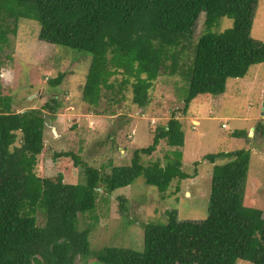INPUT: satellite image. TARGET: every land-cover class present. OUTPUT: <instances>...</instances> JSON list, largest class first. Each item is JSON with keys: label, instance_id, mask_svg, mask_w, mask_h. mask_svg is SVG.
Wrapping results in <instances>:
<instances>
[{"label": "trees", "instance_id": "trees-1", "mask_svg": "<svg viewBox=\"0 0 264 264\" xmlns=\"http://www.w3.org/2000/svg\"><path fill=\"white\" fill-rule=\"evenodd\" d=\"M259 3L0 0V264H76L78 257L91 256L103 264H173L176 235L203 240L199 264H235L238 259L264 264V210L245 204L247 149L205 155L213 163L217 158L227 159L213 167L206 218L182 220L178 210L171 209L166 222L144 225L142 250L122 246L92 250L91 227L80 228L78 219L88 212L97 221L94 213L101 187L113 191L143 176L147 184L165 192L175 179L191 176L183 169L182 150L165 163L143 162V156L152 155L162 140L170 146H184L181 119L173 113L166 124L156 127L149 146L135 149L129 163L113 166L109 174L76 152L55 151L54 158H72L85 180L72 183L62 173L56 179L44 177L38 165L45 148V109L55 119L61 102L53 97L42 108L16 110L3 93L1 78L6 62L2 52L10 46L11 35L18 33L21 19H36L41 24V42L92 54L80 87L83 101L93 110L98 111L103 100L120 102L129 92L135 105L148 107L164 72L180 82L181 90L188 84L186 109L198 95L222 96L229 79L242 78L252 65L264 63V41L252 36ZM225 16L233 19V25L215 31ZM198 24L205 32L196 38ZM165 58L168 68L163 65ZM65 77L61 71L50 82L60 85ZM257 128L264 131L261 122ZM232 135L248 138L249 132L240 129Z\"/></svg>", "mask_w": 264, "mask_h": 264}, {"label": "rangeland", "instance_id": "rangeland-1", "mask_svg": "<svg viewBox=\"0 0 264 264\" xmlns=\"http://www.w3.org/2000/svg\"><path fill=\"white\" fill-rule=\"evenodd\" d=\"M232 25L233 19L225 16L213 29L223 31ZM200 26L195 30L196 38L205 32ZM40 27L36 19L20 20L18 33L11 35L10 46L2 52L6 62L1 71L3 93L11 98L14 109L42 108L53 97L61 102L55 119L45 109L48 118L45 148L38 165L40 175L56 179L62 173L72 183L85 180L82 168L75 166L72 158H54L55 151L76 152L83 161L109 174L113 166L129 163L135 149L149 146L156 127L166 124L173 113L181 119L185 130L183 147L170 146L162 140L152 155L143 156V162L165 163L167 157L182 150L183 169L191 176L175 179L165 192L147 184L143 176L113 191L101 187L94 213L97 221L88 212L79 214L78 219L80 228L91 227L92 250L104 246L142 250L144 225L166 222L167 211L171 209H177L182 220L206 218L213 167L227 160L217 158L213 163L204 158L210 153L248 150L245 157L250 167L244 188L245 204L264 210V134L257 128L263 114L264 63L252 65L242 78L229 79L222 96L198 95L186 109L188 84L181 90L180 82L176 83L175 78L164 72L152 90L148 107L142 109L135 105L129 92L120 102L101 101L95 111L83 101L80 87L86 79L92 54L41 42ZM252 36L264 41V0H260ZM169 64L165 58L163 65L168 68ZM61 71L66 72L64 81L60 85L52 84L50 79ZM250 127L255 128L250 138L232 135L235 130ZM202 243L200 238L176 235L172 243L173 264H199ZM76 264L103 263L91 256L78 257ZM235 264L253 263L238 259Z\"/></svg>", "mask_w": 264, "mask_h": 264}, {"label": "crops", "instance_id": "crops-1", "mask_svg": "<svg viewBox=\"0 0 264 264\" xmlns=\"http://www.w3.org/2000/svg\"><path fill=\"white\" fill-rule=\"evenodd\" d=\"M257 65V64H256ZM264 91H262V93H263ZM263 97H264V94H263ZM264 105V104H263ZM263 110V109H262ZM262 121H261V123L264 125V113L262 114ZM195 123H196V121H195ZM254 127H250V129L248 130V132L249 131H251V133H250V135H249V137L248 138H250V137H252V134H253V131H254ZM264 131H263V129H261V133H263ZM183 157H184V155H183Z\"/></svg>", "mask_w": 264, "mask_h": 264}, {"label": "water", "instance_id": "water-1", "mask_svg": "<svg viewBox=\"0 0 264 264\" xmlns=\"http://www.w3.org/2000/svg\"><path fill=\"white\" fill-rule=\"evenodd\" d=\"M263 113H264V105H263Z\"/></svg>", "mask_w": 264, "mask_h": 264}, {"label": "built area", "instance_id": "built-area-1", "mask_svg": "<svg viewBox=\"0 0 264 264\" xmlns=\"http://www.w3.org/2000/svg\"><path fill=\"white\" fill-rule=\"evenodd\" d=\"M223 126H226V124H223Z\"/></svg>", "mask_w": 264, "mask_h": 264}]
</instances>
